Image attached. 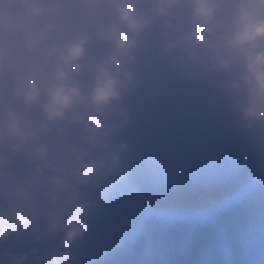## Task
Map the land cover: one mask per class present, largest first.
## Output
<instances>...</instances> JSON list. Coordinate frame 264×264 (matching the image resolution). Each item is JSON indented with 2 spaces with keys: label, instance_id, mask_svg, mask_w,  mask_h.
Segmentation results:
<instances>
[{
  "label": "clouds",
  "instance_id": "1",
  "mask_svg": "<svg viewBox=\"0 0 264 264\" xmlns=\"http://www.w3.org/2000/svg\"><path fill=\"white\" fill-rule=\"evenodd\" d=\"M149 55L264 138V0H0V264H73L94 193L133 169Z\"/></svg>",
  "mask_w": 264,
  "mask_h": 264
}]
</instances>
